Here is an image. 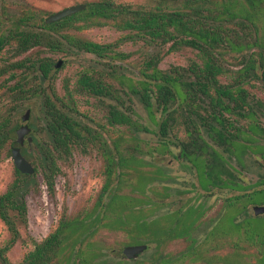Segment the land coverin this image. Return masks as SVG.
Listing matches in <instances>:
<instances>
[{
	"label": "rangeland",
	"instance_id": "rangeland-1",
	"mask_svg": "<svg viewBox=\"0 0 264 264\" xmlns=\"http://www.w3.org/2000/svg\"><path fill=\"white\" fill-rule=\"evenodd\" d=\"M96 1L0 0V38L8 41L10 35L17 31L15 20L19 16H34L38 24L39 20L45 22L48 17L64 9L77 5H86L87 8L88 3ZM115 1L136 8H153L162 0ZM213 1L214 9L223 8L218 5L228 1L225 2L226 6H232L231 10L238 16L242 18L247 13L257 23V28L237 29L232 35L235 38L230 39L232 46L227 47V51L219 49L226 72L218 77V81L224 86L233 84L244 71L245 64L255 61L256 76L244 81L242 85L249 93L245 111L226 112L227 125L220 127L215 124L217 129L229 137L233 135L238 138L236 146H241L242 154L237 156L235 151L232 154L226 153L200 129V134L207 141L205 157L208 162L214 161L213 151L217 150L223 156L227 170L233 174L230 177L219 171L224 185L213 183L218 174L217 166L220 169L219 164L207 168L198 158L194 161L182 158L180 145L190 142L191 138L179 116L172 125L168 142L171 146L168 151L171 152L163 154L159 142L160 129H150L149 114L137 98H134V109L139 115L132 116L137 126L129 129L124 124L126 120L119 115L120 111L108 107L111 103L109 98L102 102L87 90L78 91L79 80L87 72L92 56L73 55L69 47L62 52V46L50 50L38 45L24 52L18 49L16 41L1 44L0 124H5L3 119L8 118L10 127L17 131L24 125L22 118L30 111L33 143L24 149L30 153L26 158L34 166L35 173L30 175L33 179L25 196L27 213L21 217L11 206L15 199L11 197V186L17 179L11 153L14 148L11 143L17 141V135L16 131L11 133L12 140L4 143L0 153V208L1 205L8 207L17 236H13L0 210V264H6L5 260L9 264H22L37 243L54 233L63 222L74 219H86L92 232L85 244L73 249L68 247V240L80 225L65 234L59 253L64 257L65 264H85L81 254L88 250L89 245L93 254L92 262L88 264H264V214L255 215L254 212L255 207L264 206V46L255 44L249 48L241 47L246 44L247 34L254 35L252 43H264V2L259 0V7L253 8L255 5L250 7L246 0ZM241 18H236L230 26H241ZM87 24L90 23L85 18L76 23L67 21L62 26L65 28L63 33L105 46L102 48L107 52L105 57L113 56L115 66L126 65L132 71L147 70V74H151L145 65L149 60L146 52L151 50L147 46L149 42L137 39L139 34L135 30L125 31L126 28L113 21L91 23L93 26L85 29ZM77 26L83 30H72ZM128 34L136 39H126ZM30 60L39 61L42 66L50 63L53 67L48 77L44 80L35 77L37 72H29L28 66L14 68L17 63L29 64ZM60 60L63 65L56 69ZM193 62H202L196 49H175L167 45L158 68L173 75L180 69L190 68ZM21 75L27 79L22 80ZM105 82L121 89L119 82L110 80L109 75L105 76ZM25 83L33 84L35 95L29 93L28 84L26 87ZM19 89L25 90L23 94ZM15 93L19 101L15 99ZM53 104L63 107L67 113L74 105L77 115L82 118L90 116L100 123H108L113 119L115 123L105 131L109 141H113L110 148L114 153L120 152L129 157L134 153V148L139 147L142 152H137L136 157L141 159L142 166L138 172L154 177V181L143 179L144 183L141 181L139 184L137 175L127 177L115 174L109 184L104 144H89L76 147L67 158L58 159V172L53 179V189L50 190L46 167L37 160L40 151L35 140L45 139L44 129H49L46 128V118L50 117L53 122L55 117L54 107H50ZM27 124L30 126V123ZM144 126L148 127L145 129ZM119 137L124 138L119 140ZM203 153L197 151L196 155ZM157 170L161 174L156 178ZM224 191L228 192L225 194ZM136 199L139 200L138 205L143 207L119 206L121 202ZM142 200L147 204L141 205ZM162 238L170 241L164 252ZM145 241L148 242L143 243ZM198 244L201 248L208 246L204 255L199 254ZM139 245L148 248L137 259L129 260L123 255L126 247ZM162 253H167L169 259H164Z\"/></svg>",
	"mask_w": 264,
	"mask_h": 264
},
{
	"label": "trees",
	"instance_id": "trees-1",
	"mask_svg": "<svg viewBox=\"0 0 264 264\" xmlns=\"http://www.w3.org/2000/svg\"><path fill=\"white\" fill-rule=\"evenodd\" d=\"M225 2L228 1L220 3L218 6L224 7L216 10L213 8L215 4L213 0H162L153 8H136L132 5L119 4L115 0H97L88 3L85 11L51 25H46L43 20H39L37 24L34 16H19L15 20L17 31L10 35L8 41L1 37L0 47L2 43L5 45L11 41H16L19 44L18 49L24 52L38 45L45 46L50 50L62 46L60 50L62 52L65 51L66 47H69L73 55L92 56L89 65H87V72L79 80L78 91H81V89L87 90L91 96L102 102H106L109 98L111 103L108 107L111 110L117 108L120 111L119 115L126 120L124 124H127L126 127L129 129L137 126V122L132 117L139 115L134 109V98H137L149 114L150 129H160L161 139L159 142L163 154L171 152L168 151L171 149L168 142L171 129H173L172 125L177 120L176 117L179 116L186 125L188 136L191 138L190 142L180 145L182 158L193 161L198 158L204 162L207 168L219 164L220 169L218 170L219 166H217L216 171H218V174L213 179V183L224 185V180L219 176V171L221 170V173L224 172L230 177H233V174L229 173L223 156L217 150L213 151L214 161L208 162L205 157L207 141L200 134V131L203 129L206 136L216 142L226 153L232 154L235 151L237 156L242 154L241 146H236L238 138L233 135L229 137L224 131L217 129L215 124L220 127L227 125L226 112L233 113L246 108L249 93L246 89H243L242 85L244 81L246 82L251 77L256 76L255 61L251 60L245 64L244 71L237 76L233 84L224 86L218 81V77L226 72L219 49L227 51L226 48L232 46L230 39L235 38L232 35L236 33L237 29H243V27L246 29L250 27L257 28V23L252 15L246 13L241 18L231 10L233 7L226 6ZM246 2L250 7L254 4L253 8H256L259 0H246ZM210 3L212 5H209ZM259 11L261 12V9ZM81 18L87 19V23H90L86 25L85 29L93 26L91 23L105 20L119 23L123 28H126L125 31L135 30L139 34V36L135 34L136 37L138 36L137 39L149 42L147 46L151 50L146 52L149 60L146 61L145 65L151 71V74L148 75L147 70L142 72L132 71L126 65L115 66L113 65V56L105 57L107 52L102 49L105 46L75 35L63 33L65 28H62V26L67 21H75L76 23ZM236 18L242 19L241 26H230L236 21ZM72 30L81 31L83 28L77 26ZM127 36L126 39H136L135 36L131 37L129 34ZM253 36L247 34L245 37L246 44L241 45V47L246 46L249 48L255 46V44L261 47L264 46V43H252ZM167 45H171L175 49L182 47L196 49L201 55V64L193 62L190 68L180 69L179 72H175L173 75L172 73L162 72L159 70L158 64ZM118 58L122 60L120 55H118ZM28 62L29 64L27 62L17 63L14 68L20 69L28 66L29 72H33V74L37 72L35 77L44 80L53 67L48 62L46 66H42L39 61L30 60ZM106 75L110 76V80L118 81L121 89H116L111 84H107L105 82ZM20 78L22 80L27 79L24 75H21ZM27 84L25 83L26 87ZM32 87L33 84H28L29 93L35 95V90ZM25 90L19 89L21 94ZM25 95L28 94L25 93ZM15 99L19 101V96L16 93ZM62 105L67 108L66 105ZM50 107H54L55 117H53V122L47 116L46 128L49 129H44L45 139L43 141L41 139L35 140L40 151L37 160L43 163L42 166L46 167L45 173L50 190L53 189V179L58 172V159L67 158L73 154L76 147H86L89 144H104L105 154H107L105 157H107L109 184L112 183L111 177L115 174L127 177L137 175L140 179L139 184L141 181L144 183L143 179L154 181V177H147L145 173L138 172L142 166L141 159L136 157L137 152H142L139 147H135L134 153L129 157L123 156L120 152L118 154L114 153L113 149L110 148L113 141H109L105 131L115 123H113V119L108 123H100L90 116L82 118L77 115V109L74 105L68 113L63 107L60 108L56 104ZM125 109L127 110L124 111ZM7 120L8 118L3 119L5 124H0V153L4 143L12 140L10 134L16 131V129L10 127V122ZM8 127L11 129H7ZM147 127L144 126L145 129ZM160 135L158 136L160 137ZM123 138L119 137V140ZM11 145L15 147L17 143L14 141ZM115 150L117 151V147ZM197 151L204 153L197 156ZM23 153L26 157L30 155L26 149H23ZM17 174L19 177L11 186L13 191L11 197H15L11 206L21 217H24L27 213L25 196L31 187L33 178L30 175L21 174L18 170ZM160 174V170H157L156 178ZM138 202L137 199L128 200L121 202L119 206L125 208L143 207L139 206ZM140 204L147 203L142 200ZM4 206L1 205V215L9 224L15 237L17 232L13 227V222L10 221L8 207ZM149 214L148 211L147 215ZM77 226V232L68 240V247L73 249L78 245L85 244L92 232V228L87 225L86 219L65 221L60 224L54 233L37 243L34 250L25 256L22 264H65L64 257L60 256L59 253H61L63 247L65 234ZM197 248L199 254L204 255L208 246L204 245L201 248L198 244ZM92 251L89 245L88 250L82 252L81 256L84 257L85 264L92 262ZM70 256H72V252H70ZM5 263L9 264L7 260H5Z\"/></svg>",
	"mask_w": 264,
	"mask_h": 264
},
{
	"label": "water",
	"instance_id": "water-1",
	"mask_svg": "<svg viewBox=\"0 0 264 264\" xmlns=\"http://www.w3.org/2000/svg\"><path fill=\"white\" fill-rule=\"evenodd\" d=\"M86 9V5H77L73 6L67 9H64L58 13H55L54 15H51L45 20V23L47 25L54 24L56 22L62 21L66 18H69L79 12H82ZM63 65V61L60 60L57 65L56 69H60ZM30 118V111H27V113L24 115L22 121L23 124L18 130H17V144L22 146L25 142L26 137L30 136L31 134V128L27 124L28 120ZM29 144L33 143V138H28ZM12 153V159L15 163V166L17 170L22 173L23 175H34L35 168L34 166L28 161V159L22 154L20 147H14L11 151ZM255 215L264 214V206H257L254 208ZM148 246L146 245H139V246H129L126 247L123 251V255L129 259L134 260L137 259L142 253H144L147 250Z\"/></svg>",
	"mask_w": 264,
	"mask_h": 264
},
{
	"label": "flooded vegetation",
	"instance_id": "flooded-vegetation-1",
	"mask_svg": "<svg viewBox=\"0 0 264 264\" xmlns=\"http://www.w3.org/2000/svg\"><path fill=\"white\" fill-rule=\"evenodd\" d=\"M23 119V118H22ZM28 123H30V128L31 129H33V126H31V122H30V119L28 120ZM22 126V125H21ZM20 126V127H21ZM19 127V128H20ZM18 128V129H19ZM17 129V130H18ZM16 135H17V131H16ZM18 137V136H17ZM29 137H31V134H30V136H28V137H26V139H25V142H24V144L22 145V146H20L19 144H17V147H20L21 148V151H22V154L24 155V153H23V149H24V147H26V145L29 147L30 146V144H29V142H28V138ZM16 143H17V141H16ZM30 152H31V150H29ZM25 156V155H24ZM26 157V156H25ZM30 162V161H29ZM245 173L247 174L248 173V171L247 170H245ZM16 174H17V168H16ZM22 174V173H21ZM19 176H18V174H17V178H18ZM226 192H228V191H224V193L226 194ZM170 241H169V239H164V238H162V241H161V244H162V250H163V252L166 250V248H167V246H168V243H169ZM162 256L163 257H165L164 259H169V255L167 254V253H162Z\"/></svg>",
	"mask_w": 264,
	"mask_h": 264
}]
</instances>
